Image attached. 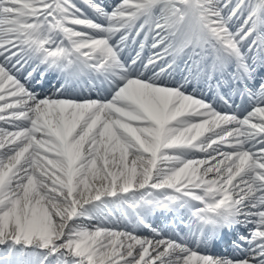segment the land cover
Here are the masks:
<instances>
[{"label": "snow or ice", "instance_id": "obj_1", "mask_svg": "<svg viewBox=\"0 0 264 264\" xmlns=\"http://www.w3.org/2000/svg\"><path fill=\"white\" fill-rule=\"evenodd\" d=\"M0 264H264V0H0Z\"/></svg>", "mask_w": 264, "mask_h": 264}, {"label": "bare ground", "instance_id": "obj_2", "mask_svg": "<svg viewBox=\"0 0 264 264\" xmlns=\"http://www.w3.org/2000/svg\"><path fill=\"white\" fill-rule=\"evenodd\" d=\"M77 2L79 3L80 2V0H77ZM112 3H114V2H109L108 4H112ZM159 217V216H158ZM157 217H155L154 218V220L156 219ZM161 219H164L163 217H160Z\"/></svg>", "mask_w": 264, "mask_h": 264}, {"label": "rangeland", "instance_id": "obj_3", "mask_svg": "<svg viewBox=\"0 0 264 264\" xmlns=\"http://www.w3.org/2000/svg\"><path fill=\"white\" fill-rule=\"evenodd\" d=\"M158 226V225H157Z\"/></svg>", "mask_w": 264, "mask_h": 264}]
</instances>
